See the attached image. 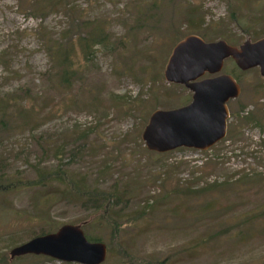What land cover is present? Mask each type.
<instances>
[{
	"label": "rangeland",
	"instance_id": "rangeland-1",
	"mask_svg": "<svg viewBox=\"0 0 264 264\" xmlns=\"http://www.w3.org/2000/svg\"><path fill=\"white\" fill-rule=\"evenodd\" d=\"M188 35L232 46L260 38L264 0H0V264H73L8 255L64 224L105 245L101 264H264L258 69L224 60L219 73L239 94L212 147L156 154L140 140L151 112L190 100L162 74ZM80 187L120 200L83 209Z\"/></svg>",
	"mask_w": 264,
	"mask_h": 264
},
{
	"label": "water",
	"instance_id": "water-1",
	"mask_svg": "<svg viewBox=\"0 0 264 264\" xmlns=\"http://www.w3.org/2000/svg\"><path fill=\"white\" fill-rule=\"evenodd\" d=\"M226 59L241 71L257 68L264 77V37L232 46L188 35L173 46L163 79L183 86L191 93L190 100L178 108L150 113L140 134L146 150L156 154L177 148L207 150L224 138L229 116L226 104L239 94L236 81L219 73ZM8 255L9 259L32 255L63 263L101 264L106 247L86 240L79 225L64 224L11 248Z\"/></svg>",
	"mask_w": 264,
	"mask_h": 264
},
{
	"label": "trees",
	"instance_id": "trees-1",
	"mask_svg": "<svg viewBox=\"0 0 264 264\" xmlns=\"http://www.w3.org/2000/svg\"><path fill=\"white\" fill-rule=\"evenodd\" d=\"M262 37H264V36H262ZM262 37H260V38H262ZM257 39H259V38H254L252 41H255ZM98 42L99 41H97V43ZM97 43H94V44H97ZM80 44L82 45V48L84 51L91 48V46L89 44H87V42H82ZM51 56H52L53 61L57 62L56 66H59V69H60L59 79L63 80L64 82H69V77L72 76V73H71V70L69 68L70 66H69V59H68L67 51H62L59 47L53 48ZM233 64H234V62H233ZM0 122H2V119H0ZM51 174H53V173L46 174L45 178H41V179H39V181L32 182L30 185H38V184L43 183L44 180H50ZM57 175L58 174H55V178ZM9 186H11V185H7L3 188H8ZM115 190H116V188H115ZM75 193L78 196V198H80V204H81L83 209H88V210L93 209L94 211H96V210H98V208H100V206L97 203L100 200V198H102V203H104V201L105 202H112L113 201V203L115 204L120 200L115 191H113L109 195L106 193H101L99 195H96V191L94 189L88 190L84 187H82V188L80 187L78 190L75 191ZM41 235H43V234H41ZM89 241L100 242L99 240H95V239H90Z\"/></svg>",
	"mask_w": 264,
	"mask_h": 264
},
{
	"label": "flooded vegetation",
	"instance_id": "flooded-vegetation-1",
	"mask_svg": "<svg viewBox=\"0 0 264 264\" xmlns=\"http://www.w3.org/2000/svg\"><path fill=\"white\" fill-rule=\"evenodd\" d=\"M230 101V100H229ZM228 103V102H227ZM227 105V104H226Z\"/></svg>",
	"mask_w": 264,
	"mask_h": 264
}]
</instances>
